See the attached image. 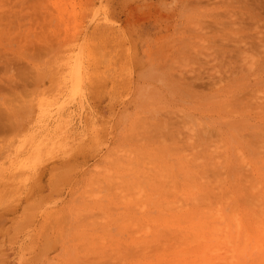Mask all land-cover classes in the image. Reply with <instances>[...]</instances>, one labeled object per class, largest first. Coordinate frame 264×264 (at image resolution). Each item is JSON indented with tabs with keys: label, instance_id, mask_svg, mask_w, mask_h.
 <instances>
[{
	"label": "rangeland",
	"instance_id": "374dc122",
	"mask_svg": "<svg viewBox=\"0 0 264 264\" xmlns=\"http://www.w3.org/2000/svg\"><path fill=\"white\" fill-rule=\"evenodd\" d=\"M0 264H264V0H0Z\"/></svg>",
	"mask_w": 264,
	"mask_h": 264
},
{
	"label": "bare ground",
	"instance_id": "6f19581e",
	"mask_svg": "<svg viewBox=\"0 0 264 264\" xmlns=\"http://www.w3.org/2000/svg\"><path fill=\"white\" fill-rule=\"evenodd\" d=\"M259 16V15H258ZM258 16H256L257 18H258ZM252 17V16H251ZM254 18V17H253ZM255 19V18H254ZM81 71H83V69L81 70ZM219 216H220V214H218ZM221 217V216H220Z\"/></svg>",
	"mask_w": 264,
	"mask_h": 264
}]
</instances>
